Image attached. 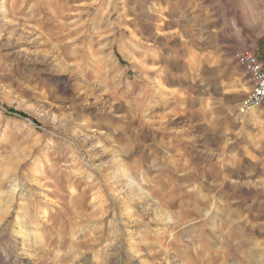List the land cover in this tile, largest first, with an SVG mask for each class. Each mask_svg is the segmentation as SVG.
Instances as JSON below:
<instances>
[{"label": "rangeland", "instance_id": "374dc122", "mask_svg": "<svg viewBox=\"0 0 264 264\" xmlns=\"http://www.w3.org/2000/svg\"><path fill=\"white\" fill-rule=\"evenodd\" d=\"M238 49L264 0H0V264H264Z\"/></svg>", "mask_w": 264, "mask_h": 264}, {"label": "built area", "instance_id": "2783aa9c", "mask_svg": "<svg viewBox=\"0 0 264 264\" xmlns=\"http://www.w3.org/2000/svg\"><path fill=\"white\" fill-rule=\"evenodd\" d=\"M233 57L237 65L244 71L249 92L244 99L241 111L264 104V67L258 57L248 49L234 51Z\"/></svg>", "mask_w": 264, "mask_h": 264}, {"label": "bare ground", "instance_id": "6f19581e", "mask_svg": "<svg viewBox=\"0 0 264 264\" xmlns=\"http://www.w3.org/2000/svg\"><path fill=\"white\" fill-rule=\"evenodd\" d=\"M5 2V1H4Z\"/></svg>", "mask_w": 264, "mask_h": 264}]
</instances>
